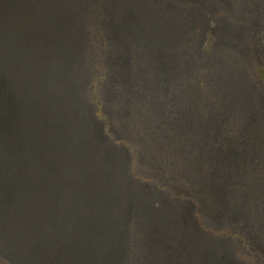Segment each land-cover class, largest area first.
I'll return each instance as SVG.
<instances>
[{
  "label": "rangeland",
  "instance_id": "obj_1",
  "mask_svg": "<svg viewBox=\"0 0 264 264\" xmlns=\"http://www.w3.org/2000/svg\"><path fill=\"white\" fill-rule=\"evenodd\" d=\"M14 1L17 7L22 6L21 12H26L27 6L30 9L32 5L34 9L30 13L36 16L32 19L28 17V20L36 25L29 28L30 33L22 34L23 38H18V31L15 32L14 38H17V42L8 45L7 57L16 63L15 66L6 63L8 59H5V50L3 58H0L3 65H0V140L4 141L0 142V158L4 161H26L36 167V171L22 177L20 189L24 190V193L16 198L11 192L10 197L7 195L4 198L3 202L7 203L2 204L4 211L0 210V227L12 226L11 216L15 213L17 218V209L24 210V207H29L26 204L25 191L34 193L35 190L40 193L46 191L47 196L52 197V206L55 208L66 206L69 210L70 207L65 203L71 202L74 196L87 197L97 208L93 223L98 225V229L95 234L91 232L92 226H88L84 235L95 236L99 240L100 249L117 246L120 250V264L124 258L127 263L130 262L129 256L134 251L131 243L133 239H137L133 229L136 224L143 227L147 225L151 230L150 235L145 234L141 240H146L147 236L155 240L157 235L161 236L160 233L169 247L171 243L188 240L187 233H190L196 223L193 204L182 199L181 194L198 196L208 220L224 221L234 215L242 220V229L246 231L250 228L248 216L257 212V209L251 208L252 201L245 197L241 201L239 212L229 210L225 207L224 200L220 202L213 199L212 191L205 190L204 183L191 179L188 173L181 175V171L177 169L170 171L165 158L146 151L149 144L145 142L142 144L147 147H142L139 159L152 168L150 175L157 184L150 185L134 180L130 173H127L130 154L123 140L132 138V134L136 132L134 115L142 114L144 107L149 109L144 101L149 105L153 102L155 105L152 106L162 113L168 106L176 110L181 106L183 98L196 99L198 95L189 87V79L184 85V90L176 89L177 97L172 99V105L164 107V103H160L162 99L158 98L164 96L165 100L168 99V92L160 91L168 90L169 81L178 82L180 76L192 75L197 69V55L205 54L206 58L216 59V63L217 59L222 60L221 63L225 59L227 66L231 60L235 63L239 53L241 56L247 53L264 63V0H216L218 4L214 3V0H93L90 9L99 6L101 10L97 12V17H94L97 21L99 18L98 24L102 28H97V34L108 41L103 48L100 47L99 53L109 70L105 84V110L114 138L105 133V120L96 118L92 111L85 112L82 108L80 93L86 84L83 83L82 73L79 77V73L69 68L66 77L70 82L64 79L68 86L65 84L64 90L57 93L51 91L50 103L48 98H39L31 91L33 87L23 83L21 79L27 80V77L23 78L22 75L20 79L17 76L18 66L21 67L22 63L27 64L29 61V57L24 56L25 53L33 45H43V39H48L53 32H58L59 26L71 18L64 14L67 8L71 6L75 9V5L84 0ZM15 5L13 9L17 8ZM199 6L209 10V13L203 12ZM8 9V12H11V4ZM219 10L221 13L216 14ZM81 18L79 15L73 18L75 25L80 24ZM2 20L1 45L3 49H7L4 48V42L6 43V38L9 41V37L2 35V30L4 27L9 29L10 21L5 15H0V22ZM41 23H45V26L40 25ZM18 25L17 21V30ZM64 28L67 27H63V30ZM209 33L212 43L207 47L206 35ZM76 42L78 41H74L75 51L78 52L80 47ZM54 46L57 47L56 43ZM141 52L147 63L154 59L158 64L155 77H151L149 72L142 68ZM52 53L56 56L55 51ZM28 54L30 55V52ZM74 57L76 59V56ZM11 66L16 69H10ZM144 75V84L140 85L138 78ZM151 81L155 85V92L149 94ZM237 83L234 95L244 99L243 102L237 103L238 109H244L241 112L253 120L246 131H255L244 140L255 142L252 144L256 148L253 157L250 158L246 154L247 148L238 154L239 159L235 157L245 172L241 181L244 192L248 195V191L254 192L250 187L257 179L262 180L260 176L264 171L262 157V163H254L255 156L258 155V142H264V128H259L260 120L264 119V92L250 86V82L244 79ZM176 99L178 103H175ZM183 114L188 116V121L192 119L193 123L197 117L198 121L202 118L195 110L191 113L184 110ZM255 126H258L257 130ZM209 129L212 137H206L207 139L221 138L220 134L212 129L211 124ZM230 130H233V126ZM51 166H54V169ZM251 169L253 172L248 175ZM84 177L87 179L85 182ZM101 179L106 183H100ZM158 183L168 186L172 197L161 192ZM259 189L263 192L264 186ZM147 197H150L149 200L154 205L152 210L147 207ZM112 198L114 199L110 201ZM38 206L40 207L39 204ZM140 211L143 212L142 216ZM41 217L34 216L33 220H41ZM115 226L117 234L114 232ZM157 226H161L160 229ZM249 233L252 242L260 245L261 237L257 225H253ZM200 235L199 239H189L195 242L193 246L197 243L202 245L203 235ZM190 237L193 238L191 235ZM142 246L141 244L140 248ZM201 249V253L194 251V255L213 256L212 248L205 251L204 248ZM219 256L222 264H239L232 258L228 241H225Z\"/></svg>",
  "mask_w": 264,
  "mask_h": 264
},
{
  "label": "trees",
  "instance_id": "obj_2",
  "mask_svg": "<svg viewBox=\"0 0 264 264\" xmlns=\"http://www.w3.org/2000/svg\"><path fill=\"white\" fill-rule=\"evenodd\" d=\"M91 2L93 0H84L81 4L75 5V9L69 6L64 14L71 16L70 20L61 24L58 32H53L50 38L43 39V45L37 47L33 45L25 53L24 56L29 57V61L27 64L22 63L21 67L18 66L17 76L20 79L22 75L23 78L27 77V80L21 79L23 83L30 88L33 87L31 91L39 98H48L50 103L52 101L51 91L53 93L62 91L63 86L70 82L66 77L69 68L79 73V77L82 73L83 83H86L80 93L82 108L85 112L91 113L92 111L96 118L105 120V133L113 137L105 110V84L109 70H107L108 67H106L107 65L99 53L100 47L103 48L108 41L103 40L102 36L97 34V28L99 27V30L102 28L98 24L100 23L99 18L97 21L94 17H97V12H101V10L99 6H95L93 10L90 9ZM213 2L217 3L216 0ZM9 4L12 5L11 12H8L10 10L8 9ZM13 5H15L14 0H0V15L3 17L5 15L10 21L9 29L4 27L2 30V35L5 34L9 37V41L4 38L6 40L4 48L7 47V49H3V43L0 39V58H3L5 50V59H8V45H14L17 42V38H14L15 32L18 31V38H23L22 34L30 33L29 28L36 25L28 20V17L32 19L36 16L30 13L34 9L31 4L30 9L27 6L26 12H21L22 6L17 7L15 5L16 9L20 11L13 9ZM199 7L206 14L209 13V10ZM219 13H221L220 10L216 12V14ZM78 15L82 18L80 24L75 25L73 18ZM15 20L19 22V30L16 28L17 21ZM2 25L3 20L0 22V28ZM40 25L45 26V23ZM63 27L67 28L63 30ZM206 39V45L209 47L212 43L211 33L206 35ZM74 41H78L76 42L80 47L78 52L75 51ZM65 48L67 50L64 51ZM53 51H55L56 56L52 53ZM204 55H197V69L193 71V77L188 74L180 76L178 82L169 81L167 91H160L168 92L166 93L169 96V100L166 99L168 101L165 100L164 96L158 98L162 99L160 103H164V107L170 105L172 99L177 97L176 89L182 88L184 90V85L189 79V87L198 95L196 99L189 97L186 100L183 98L181 106H177L176 110L168 106V109L162 113L158 108L152 106L155 105L153 102L149 105L148 102L144 101L149 109L144 107L142 114L136 113L134 115L133 123L136 132L132 134V138L123 140V144L128 148L130 154L127 173L128 175L130 173L132 178L138 182L150 185L157 184L150 175L152 168L139 159L142 147H147V145L142 144L145 142L149 144L146 151L154 152L157 157L165 158L168 161L170 171L177 169L181 171V175L188 173L191 179L204 183L205 190L212 191L213 199L220 200V202L224 200L225 207L229 210L239 212L242 199L247 197L252 201L251 208L257 209V212L248 216L251 226L245 231L242 229V220L234 215L224 221L213 222V220H208L206 213L202 210L204 206L201 205L198 196L181 194L182 199L193 204L192 209L196 223L190 233L186 232L188 240H181V243L176 242V244L171 243L170 247L161 233V236L157 235L155 240L148 236L146 240H141L145 234L150 235L151 230L147 225H144V229L142 225L136 224L133 229L137 239H133L131 243L134 251L129 256L130 262L127 263L124 258L121 264H222L219 253L222 252L225 241L230 244L231 255L235 262L239 264H264V191L261 192L259 189L264 186V171L263 175L260 176L262 180L257 179L250 187L253 188L254 192L248 191L249 194L246 195L241 181V178L245 176L242 174L245 172L235 157L239 159L238 154L246 148L248 149L246 154L250 158L253 157L256 148L252 144L255 142H244V140L253 135L255 131L252 129L246 131L247 128H250L248 125L253 123V120L242 113L244 109H238L237 103L243 102L244 99L234 95L237 90V82L242 79L250 82V86L252 85L264 92V63L247 53H244L243 56L239 53L235 63L234 60H231L230 65L227 64L226 66L225 59L223 63H221L222 60L217 59L216 63V59H209ZM143 56L141 52L142 68L146 69L151 77H155L156 65L158 64L155 63L154 59L147 63ZM6 63H11L13 66L16 64L12 59H8ZM0 65L3 66L1 61ZM13 68L16 69V67H10V69ZM64 79L68 82L66 83ZM138 79L140 85H143L145 75ZM18 81L20 82V80ZM151 84L152 86L148 87L149 94L155 92L153 91L155 85L152 81ZM155 84L157 85V83ZM176 102L178 103L177 99ZM184 110L190 113L195 110L198 116H202L201 120L198 121L197 117L195 123L192 119L188 121V116L183 114ZM210 124L212 129L220 134V139L209 140L206 138L212 137L209 129ZM231 126H233V130H230ZM257 127L255 126L256 130ZM259 128H264L263 118L259 122ZM7 137L6 139H8ZM0 142L4 141L0 140ZM258 143L259 152L257 151L258 155L255 156V164L257 162L262 163L260 157L264 159V142ZM35 168L26 161H12V159H5L4 161L0 158V206H2L0 210L4 211L2 204L7 203L3 202L4 198L7 195L10 197L11 192L16 198L22 192L24 193V190L20 189L22 177L29 176V173L36 171ZM51 168L54 169V166ZM251 172H253L252 169L248 175H251ZM85 181L87 179L84 177L83 182ZM100 183L106 182L101 179ZM158 186L162 189L161 192L171 196L172 193L168 192L170 191L168 186L162 184ZM47 188L48 186H46ZM51 188L55 187L51 186ZM52 191L55 190L52 189ZM25 196L26 204L29 207H24V210L17 209V218L15 213L14 216H11L13 218L12 226L0 227V264H120V250L117 246H108L106 250H103L100 249L99 240L95 236L84 235L88 226H92L91 232L95 234H97L98 229V225L93 223L97 208L88 201L87 197L83 195H80L81 197L74 196L71 202L65 203L70 207L69 210L66 206L56 207L57 209L52 206V197L47 196L46 191L44 193L35 190L34 193L32 191L26 193L25 191ZM146 199L147 207L149 206L152 210L154 205L149 200L150 197ZM37 204L40 207H37ZM140 212L142 216L143 212ZM34 216H42V219H35L34 221ZM174 220L176 221L175 217ZM253 225H257L258 234L261 237V243L258 246L252 242L249 235ZM160 227L158 228L160 229ZM116 231L115 226V234H117ZM200 234L203 235L202 245L197 243L193 246L195 242L189 241V239H199ZM140 240L141 243H139ZM141 244L143 246L140 248ZM201 248H204V251L207 248H212L214 251L211 255L213 256L208 257L203 254L195 256L194 251L201 253Z\"/></svg>",
  "mask_w": 264,
  "mask_h": 264
}]
</instances>
